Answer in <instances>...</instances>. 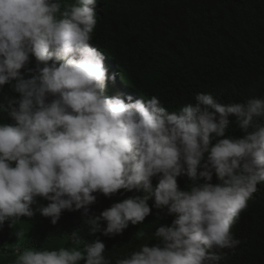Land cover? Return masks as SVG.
Masks as SVG:
<instances>
[{
  "label": "clouds",
  "instance_id": "clouds-1",
  "mask_svg": "<svg viewBox=\"0 0 264 264\" xmlns=\"http://www.w3.org/2000/svg\"><path fill=\"white\" fill-rule=\"evenodd\" d=\"M105 5L0 0V92L19 94L0 103L10 121L0 122L3 239L38 236L37 216L55 225L65 210L87 215L93 193L107 203L123 189L145 195L88 219L90 234L118 235L142 223L153 212L149 199L174 219L156 229L158 243L114 264H220L223 250L241 243L230 229L264 182V97L222 105L197 93L179 108L138 93L116 58L91 41ZM229 115L240 137L226 136ZM20 217L30 226L16 223ZM69 239L76 246H16L13 264H113L99 239L82 248L77 232Z\"/></svg>",
  "mask_w": 264,
  "mask_h": 264
},
{
  "label": "trees",
  "instance_id": "trees-1",
  "mask_svg": "<svg viewBox=\"0 0 264 264\" xmlns=\"http://www.w3.org/2000/svg\"><path fill=\"white\" fill-rule=\"evenodd\" d=\"M102 20L91 34V41L116 58L126 84L138 93L156 96L163 105L182 107L195 103L197 93H210L227 105L249 97H264V0H105ZM6 97H19L9 89ZM226 136L240 137L237 117L229 115ZM0 122H10L0 112ZM215 141H213L214 143ZM202 183L203 181H199ZM212 183H217L213 175ZM248 200L237 223L230 229L241 243L235 250L224 249L227 258L220 264H264V182ZM87 215L83 209L62 211L55 225L49 217L31 221L40 233L21 241L3 239L0 231V264H13L14 247L43 250L47 247L76 246L69 239L73 232L83 244L99 239L104 256L113 264L141 244L158 243L153 234L170 225L174 216L153 207L142 223L118 235L90 234L86 221L100 215L112 204L145 195L144 192L118 190L117 199L103 202L97 193ZM34 206H37L34 204ZM6 223V222H5ZM102 226L106 222L101 221ZM1 229V228H0ZM143 231L145 236L137 238ZM80 264H84L83 261Z\"/></svg>",
  "mask_w": 264,
  "mask_h": 264
},
{
  "label": "rangeland",
  "instance_id": "rangeland-1",
  "mask_svg": "<svg viewBox=\"0 0 264 264\" xmlns=\"http://www.w3.org/2000/svg\"><path fill=\"white\" fill-rule=\"evenodd\" d=\"M16 223H23V224H26V225L30 226V225L27 223L25 217H20V220H18Z\"/></svg>",
  "mask_w": 264,
  "mask_h": 264
}]
</instances>
